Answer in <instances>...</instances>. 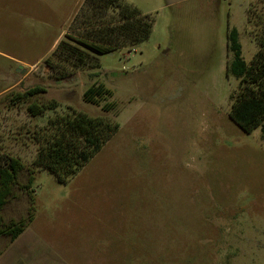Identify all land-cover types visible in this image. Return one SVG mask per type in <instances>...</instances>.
Segmentation results:
<instances>
[{
  "label": "rangeland",
  "instance_id": "374dc122",
  "mask_svg": "<svg viewBox=\"0 0 264 264\" xmlns=\"http://www.w3.org/2000/svg\"><path fill=\"white\" fill-rule=\"evenodd\" d=\"M83 1L0 0V156L31 168L48 117L100 114L82 99L94 80L119 109V130L69 181L33 169L32 199L14 191L24 216L33 202L73 264H264V139L229 118L237 80L226 73L231 27L244 60L260 49L264 0H124L153 17L151 35L61 75L44 59ZM34 86L45 91L11 102Z\"/></svg>",
  "mask_w": 264,
  "mask_h": 264
},
{
  "label": "trees",
  "instance_id": "16d2710c",
  "mask_svg": "<svg viewBox=\"0 0 264 264\" xmlns=\"http://www.w3.org/2000/svg\"><path fill=\"white\" fill-rule=\"evenodd\" d=\"M73 20L74 26L68 27L44 59L49 69H59L61 75L68 73L66 66L74 70L93 66L97 62V54L134 48L151 35L154 24L150 14L142 13L124 0H84ZM227 39L231 59L226 73L237 80L235 91L229 94L232 103L228 116L246 133L260 126V135L264 139V38L250 62L242 56L236 27L229 29ZM44 91L41 86H34L21 95L16 94L11 102L26 101L29 96ZM112 97L110 88L94 80L84 89L82 99L100 106V114L89 115L82 111L55 114L48 117L45 125L34 129L32 138L36 151L31 168L25 167L19 157L3 153L0 156V208L16 185L32 199L30 187L35 167L47 170L61 183H66L77 174L119 130L120 124L115 119L118 104ZM56 106V101L52 100L48 103L31 102L26 108L31 116H37ZM24 169L28 171V181L19 184L18 176ZM33 218L31 202L22 218L0 222V235L6 234L12 240Z\"/></svg>",
  "mask_w": 264,
  "mask_h": 264
},
{
  "label": "crops",
  "instance_id": "0c3cea01",
  "mask_svg": "<svg viewBox=\"0 0 264 264\" xmlns=\"http://www.w3.org/2000/svg\"><path fill=\"white\" fill-rule=\"evenodd\" d=\"M65 29L54 39L49 48L48 56L53 51L57 42L63 37ZM22 78L24 77V69L20 71ZM11 86L2 90L3 94L7 93ZM9 153V152H7ZM15 157H19L13 153H9ZM23 173V172H22ZM22 173H20L22 175ZM20 174L18 181L20 180ZM19 184H22L19 181ZM23 191L18 186H13L11 195L0 208V219L2 222L18 220L24 216V209L21 207L22 199L14 195L15 190ZM51 222L38 223L34 217L15 238L9 240L6 234L0 235V264H73L72 256L69 252L62 251L59 247L57 237L58 233L52 231ZM65 245L68 242L64 240ZM64 244V243H63Z\"/></svg>",
  "mask_w": 264,
  "mask_h": 264
}]
</instances>
